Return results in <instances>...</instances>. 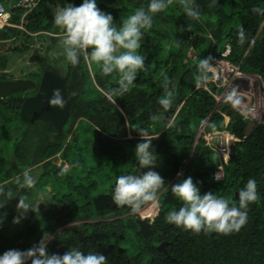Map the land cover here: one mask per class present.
<instances>
[{
    "label": "trees",
    "instance_id": "trees-1",
    "mask_svg": "<svg viewBox=\"0 0 264 264\" xmlns=\"http://www.w3.org/2000/svg\"><path fill=\"white\" fill-rule=\"evenodd\" d=\"M71 1L75 6L83 2ZM192 3L201 13L199 20L184 13L180 0H171L167 8L154 14L151 28L143 30L138 49L146 57V70L137 73V79L122 96L109 99L112 90L119 87V72L105 75L99 64L83 55L76 66L66 61L63 69L68 94L79 97L71 106L62 134L48 120L27 123L22 119L23 101L36 94L38 88L0 94V188L5 193L11 190L17 199L23 197L30 203L50 185L55 192L53 206L44 212H28L19 224L13 223L17 200L8 201L0 209L7 213L0 225V254L9 249L27 250L42 239L48 242L50 253L58 250L62 255L78 248L85 254L104 255L107 264H128L129 258L132 264H264V122L246 137L250 120L232 104L217 106L210 89L217 93L223 89L211 81L213 72L209 70L230 44L228 60L239 65L241 72L260 75L264 81V14L253 11L264 9V0H192ZM148 4L149 0H97L98 8L111 13L117 27L138 8L147 11ZM53 11L51 0H40L24 18L25 9L15 10L12 19L15 26L0 31V42L23 33L49 34L52 43L57 44L65 33L52 22ZM253 28L254 37L245 40ZM25 48L26 44L13 50ZM190 51L195 52L194 58L189 57ZM205 59L208 66L202 70L200 62ZM8 63L0 55V70L6 69ZM39 75L40 83L42 75ZM25 77L36 80L34 73ZM165 77L174 91L173 118L157 123L151 117L163 118L165 114L166 109L159 104L165 91ZM0 79L10 78L0 73ZM206 121V131L228 130L238 138L224 163L225 177L219 181L213 175L221 164V155L203 136L198 138V131ZM144 130L148 132L146 137ZM141 137L153 140L159 154L155 171L165 179L158 194L160 211L152 226L154 236L149 238L139 225L132 234L130 228L138 224L135 218L120 217L132 212L128 206L107 205L97 210L94 201L102 192H113L118 176L139 174L134 149ZM58 155L70 162L71 170L64 171L52 161ZM89 155L97 159L95 164L89 163ZM110 165L111 174L104 176ZM38 166H42V172L35 185L20 189L17 178L22 180L25 172ZM188 176L194 183L199 182L202 194L212 191L237 206L238 191L249 179H255L259 199L249 203L246 224L239 231L224 234L194 233L168 223L167 212L182 206L171 186ZM102 181H110V188L101 189ZM79 221H85L78 224L85 230L84 241L76 225L58 232L62 226ZM163 241L175 260L158 248ZM110 243L114 244L111 250ZM120 245L124 246L123 251L119 250Z\"/></svg>",
    "mask_w": 264,
    "mask_h": 264
},
{
    "label": "clouds",
    "instance_id": "clouds-1",
    "mask_svg": "<svg viewBox=\"0 0 264 264\" xmlns=\"http://www.w3.org/2000/svg\"><path fill=\"white\" fill-rule=\"evenodd\" d=\"M170 2L171 0H149L147 11L142 7L138 8L134 14L124 19L119 27L111 13L98 8L97 0H83L79 6L72 4L58 6L53 11L52 22L65 33L60 43L62 52L59 54L73 66L79 64L83 55L99 64L105 75L114 71L119 72V87L112 90L109 99L112 96H122L137 79V73L146 70V57L138 53L144 37L143 30L151 28L154 14L163 11ZM180 3L188 17L200 19L201 13L193 5L192 0H180ZM253 11L264 14V9L261 8H254ZM49 55L55 56L57 53L53 51ZM207 66V59L200 62L202 70L207 69ZM163 87L165 91L159 99V104L164 109H168L173 102L174 91L170 89L167 77ZM50 102L63 108L65 101L59 89L54 92ZM236 103L239 101L237 100ZM151 119L160 123L162 116L153 115ZM147 135V130H144L143 136ZM152 141L141 137V142L137 143L134 149V156L140 169L139 174L118 176L112 192L111 199L114 204L128 206L134 213L139 212L150 202L157 203L158 194L165 185V179L155 171L159 154ZM177 175L180 176L182 173ZM213 179L219 181L220 177L215 173ZM35 183V178L28 172L24 173L22 180L19 178L16 180L20 189H30ZM198 183H194L193 178L188 176L180 183L171 186L172 193L182 202V206L178 210L173 208L167 212V222L192 230L194 233L203 231L228 234L239 231L247 222L249 203L259 199L256 180L249 179L239 190V206L212 191L202 194L197 186ZM16 195L11 190L5 193V190L0 188V197H3L0 199V209L5 208L8 201L17 200V215L13 218V223L19 224L26 218L28 212L37 213L39 205L34 206L30 202H25L23 197L17 199ZM6 216V212H0V225ZM47 244L48 242L44 243L41 239L38 244L27 250L9 249L0 254V264H29V262L30 264H107V258L98 252L85 254L78 248H71L61 255L50 253Z\"/></svg>",
    "mask_w": 264,
    "mask_h": 264
},
{
    "label": "rangeland",
    "instance_id": "rangeland-1",
    "mask_svg": "<svg viewBox=\"0 0 264 264\" xmlns=\"http://www.w3.org/2000/svg\"><path fill=\"white\" fill-rule=\"evenodd\" d=\"M3 1L5 3L8 2V0H3ZM51 3L53 5L54 10L58 6H63L65 4H72L73 5L71 0H51ZM63 37H64V34H62L61 40H59V42L57 44H53L49 34H37V35H33V36H27L26 34L20 33L17 36L13 37L12 39H10L6 42H0V55L5 56L9 60L7 68L0 70V73L4 74L5 76H8V78H10V79L26 78L25 76L29 75L30 73H34L35 74L34 78L36 79L37 84H38V77H40L39 74L42 75L46 65L52 66V69H55L56 71L57 70H59L60 72L64 71L63 67L65 66L66 60H65L63 55L59 54L62 52V49L60 47V43H61ZM25 44L28 46V48H25L22 51H16V50L14 51L13 50L16 47L23 46ZM53 51H55L57 53V55H55V56L49 55V53H51ZM194 54H195L194 51H190L188 53L189 57H193V58H194ZM46 61H48V62H46ZM211 81H213V80L211 79ZM35 88H38L37 85H35L31 89H28L26 92H29ZM236 91L239 92V90H236ZM233 94L234 93H231V99H229L230 95H227V97H224L225 102L232 104V105H235V102L237 100L239 101V99H234ZM258 99H259V97H258ZM218 103H217V106H218ZM221 103H223V102H221ZM263 112H264V107L261 108V113H260L261 115L257 116V118L255 119L254 122H258V123L264 122V120H263L264 116L262 117ZM223 114L226 117V122H228L229 117L227 116V113L224 112ZM201 131H202V128L200 127L198 132L201 133ZM237 140H238V138L234 136V140L232 141V143H235ZM87 158L89 160V163L95 164L97 161V159L95 157H92L90 155ZM52 161L56 165H58V167H60L62 169L67 168L68 170H71V168H72V165L70 164V162L67 161L66 159H64L60 155L53 157ZM187 163H188V161H187ZM110 170H111V165L106 167V172L104 173V176H109L111 174ZM41 172H42V166H38V167L30 170L28 173L30 175H32L35 178V180L37 181ZM110 186H111L110 181H102V183L100 185L101 189H108V188H110ZM52 188H54V186H51V185L48 186L46 191H44L40 194H37V196H35L33 198L32 204L34 206L39 205L38 206L39 207L38 212H44L50 206L54 205L55 200H54L53 196H54L55 192L53 191ZM152 206L155 207L156 212L154 211L155 213H153V215L150 217L152 219H154L159 214V211H160L159 198L157 199V203H155V204L149 203L147 206L143 207L139 212H136V213L131 212V214H134V215H137V216L143 217V218L149 217V216H146L145 214L147 213V215H148L149 211L152 212V210H151ZM134 218L135 217L133 216L132 219H134ZM83 222H85V221L72 222L71 224H66V225L62 226L58 230V232L59 233L63 232L70 225H76L77 227H79L78 224L83 223ZM129 222H131V221L129 220ZM137 226H138V224L130 228L132 230V234H133V230L136 229ZM110 244H113V243H110ZM121 247L124 248V246L120 245L119 248H121Z\"/></svg>",
    "mask_w": 264,
    "mask_h": 264
},
{
    "label": "built area",
    "instance_id": "built-area-1",
    "mask_svg": "<svg viewBox=\"0 0 264 264\" xmlns=\"http://www.w3.org/2000/svg\"><path fill=\"white\" fill-rule=\"evenodd\" d=\"M39 1L8 0L5 3L3 0H0V31L7 26H15L12 21L15 10L25 9L23 13L24 18L38 6ZM230 53L231 45L228 44L222 53V57L214 61L210 66L209 70L213 72L212 80L216 83L217 87L223 89L221 93L214 92L211 89L210 92L219 102H217L218 106L226 104L227 102H225L224 97H227V95L231 97V93H234L233 98L239 99V103L235 102L236 106H234L246 119L255 121L257 116L261 115V108L264 107V81L260 75L241 72L239 65L228 60ZM206 87L208 88V86ZM236 90H239V92ZM263 116L264 112L262 113ZM206 124L207 121L202 124V131L201 133L199 132V137L203 136L207 144L221 155V164L216 173L220 177V180H222L225 177L224 163L230 158L234 136L228 130L206 131Z\"/></svg>",
    "mask_w": 264,
    "mask_h": 264
},
{
    "label": "water",
    "instance_id": "water-1",
    "mask_svg": "<svg viewBox=\"0 0 264 264\" xmlns=\"http://www.w3.org/2000/svg\"><path fill=\"white\" fill-rule=\"evenodd\" d=\"M255 29L253 28L251 33L245 37L246 39H252L254 37ZM65 71L58 72L55 69H52L47 65L42 73V78L38 86L37 93L34 95L27 96L23 101L20 109V114L22 119L31 123L35 120H48L56 128L59 134H62L65 128L66 123L69 120L71 113V106L76 102L79 95L78 94H68L66 80L64 78ZM37 85V81L31 78H18V79H0V94L4 95L11 90H20L26 87H34ZM59 89L61 96L63 97L65 104L63 108L51 104V100L54 97V92ZM173 108L171 106L166 109L165 114L162 118L163 122H169L173 118ZM261 123L250 121L246 128V137L254 131ZM180 183V180H176L175 184ZM239 192V191H238ZM112 194L110 193H100L94 197L96 209L100 210L104 206L113 205L111 199ZM160 196V195H159ZM140 225V231L146 238H149L154 234L151 223L146 221L144 218L138 220ZM81 240H85V230L79 228ZM167 242L163 241L158 245V248L164 251L169 258H172V255L166 247ZM54 246H56V241H54ZM114 244H109L108 249H113ZM120 251H123L124 248H119ZM56 254H59V251L56 250ZM175 260V258H172ZM128 264H132V261L129 259Z\"/></svg>",
    "mask_w": 264,
    "mask_h": 264
},
{
    "label": "flooded vegetation",
    "instance_id": "flooded-vegetation-1",
    "mask_svg": "<svg viewBox=\"0 0 264 264\" xmlns=\"http://www.w3.org/2000/svg\"><path fill=\"white\" fill-rule=\"evenodd\" d=\"M62 72V71H61ZM1 80H3V79H1ZM39 86V82H38V84H37V87ZM102 193H110V194H112V192L111 191H105V192H102ZM135 217V219H136V221H137V223H138V220L140 219V218H143V217H139V216H137V215H134V214H131V212L130 213H125V214H123V215H121L120 217ZM145 219H146V221H148L149 223H151V228H152V226H153V223H154V221H155V218L154 219H152L150 216L149 217H144ZM138 225H139V223H138ZM75 228H77V229H79L80 227H77V226H75ZM139 229H140V225H139ZM152 230H153V228H152ZM153 232H154V230H153ZM153 236H154V234H153ZM130 260H131V258H129ZM129 259H127V260H129Z\"/></svg>",
    "mask_w": 264,
    "mask_h": 264
},
{
    "label": "bare ground",
    "instance_id": "bare-ground-1",
    "mask_svg": "<svg viewBox=\"0 0 264 264\" xmlns=\"http://www.w3.org/2000/svg\"><path fill=\"white\" fill-rule=\"evenodd\" d=\"M148 209V208H147ZM151 210H152V212L151 211H149L148 212V215H147V213L145 214L146 216H152L153 215V213H155L156 211H155V207L154 206H152L151 207ZM155 211V212H154Z\"/></svg>",
    "mask_w": 264,
    "mask_h": 264
},
{
    "label": "crops",
    "instance_id": "crops-1",
    "mask_svg": "<svg viewBox=\"0 0 264 264\" xmlns=\"http://www.w3.org/2000/svg\"><path fill=\"white\" fill-rule=\"evenodd\" d=\"M251 75H255V74H251ZM231 134V133H230Z\"/></svg>",
    "mask_w": 264,
    "mask_h": 264
}]
</instances>
